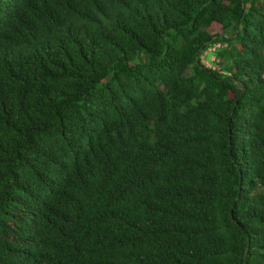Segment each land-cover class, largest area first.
<instances>
[{"label": "trees", "instance_id": "obj_1", "mask_svg": "<svg viewBox=\"0 0 264 264\" xmlns=\"http://www.w3.org/2000/svg\"><path fill=\"white\" fill-rule=\"evenodd\" d=\"M0 264H264V0H0Z\"/></svg>", "mask_w": 264, "mask_h": 264}, {"label": "rangeland", "instance_id": "obj_2", "mask_svg": "<svg viewBox=\"0 0 264 264\" xmlns=\"http://www.w3.org/2000/svg\"><path fill=\"white\" fill-rule=\"evenodd\" d=\"M212 28L217 31V32H221V29H220V26L216 23H212ZM213 47V46H212ZM212 47L210 48H207L202 54L201 56L199 57V60L200 62L205 65L206 67L208 68H213L215 65H214V62L216 61L215 58H213L214 56V52L213 50L211 49ZM216 47V45H215Z\"/></svg>", "mask_w": 264, "mask_h": 264}, {"label": "built area", "instance_id": "obj_3", "mask_svg": "<svg viewBox=\"0 0 264 264\" xmlns=\"http://www.w3.org/2000/svg\"><path fill=\"white\" fill-rule=\"evenodd\" d=\"M218 45L216 44V47H217ZM213 48H215V45L211 48L212 50H213ZM205 66V65H204Z\"/></svg>", "mask_w": 264, "mask_h": 264}]
</instances>
